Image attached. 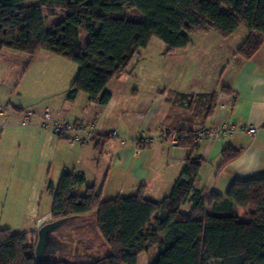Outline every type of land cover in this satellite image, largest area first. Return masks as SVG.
I'll return each mask as SVG.
<instances>
[{
    "label": "trees",
    "instance_id": "obj_1",
    "mask_svg": "<svg viewBox=\"0 0 264 264\" xmlns=\"http://www.w3.org/2000/svg\"><path fill=\"white\" fill-rule=\"evenodd\" d=\"M59 12L64 16L49 29V16ZM241 26L248 35L237 54L250 59L264 44V0H0V54L4 49L26 53L27 67L40 50L69 59L79 71L67 99L84 93L104 105L112 97L109 83L128 71L152 38L173 52L189 46L188 34L216 31L226 38ZM82 31L88 35L85 46ZM179 95L189 98L191 116L205 120L217 101L214 92ZM202 100L205 104L198 105ZM173 130L180 134V147H197L194 126ZM109 138L94 134L91 141L101 149ZM238 154L226 148L222 163ZM200 168L201 159L190 156L160 201L142 191L106 199L102 188L87 184L84 172L65 171L57 185H48L52 219L96 214L109 253L86 264H138L144 252L148 264H264V176L236 179L226 195L205 194L195 186ZM236 206L250 209L248 221L240 219ZM30 236L0 229V264H73L39 261Z\"/></svg>",
    "mask_w": 264,
    "mask_h": 264
},
{
    "label": "crops",
    "instance_id": "obj_2",
    "mask_svg": "<svg viewBox=\"0 0 264 264\" xmlns=\"http://www.w3.org/2000/svg\"><path fill=\"white\" fill-rule=\"evenodd\" d=\"M237 31L226 38L221 36L217 44H203L204 46H200L199 49L202 48L204 53H197L195 48H192L191 39L187 48L173 52H168L166 45V49L158 57L159 62L156 67H153L156 62L152 60L157 58L147 52L150 49L152 38L145 48L138 51L128 71L115 77L109 83L108 89L112 97L107 104L101 105L104 107L98 109L100 104L90 100L83 93V121L94 124V134L110 136L101 149L95 148V142L91 141V138L83 143V147L92 144L99 157L106 154L112 155L111 167L106 171L103 182L100 184L104 194L109 182L112 181L115 188L114 195L131 196L142 191L148 199L160 201L170 193L190 156L201 159V168L195 186L205 194L215 192L226 195L236 179L264 176V44L252 58L244 59L237 54V51L245 42L248 31L247 29L242 30L239 36L237 34L233 38ZM209 33L195 34H201L205 39L210 35ZM87 41L86 38L85 43ZM42 51L46 50H40L29 66L37 65L42 57L43 63L41 64H44L41 66L42 73L48 76L60 75L58 78H60L61 90H57L55 85L52 90H47V94L53 98L51 102L53 108H50L56 117V114L59 115L62 110L60 106L62 102L64 110L70 111L81 93L75 100L67 99V90L72 82L69 81V75L64 71V64L61 60L63 58L48 51L45 52L46 54H41ZM175 55L178 57L175 58ZM2 58L9 59L10 66H14L17 62L24 65V67L19 68V65L17 67L22 74L29 67H27L29 55L26 53L4 49L0 54V59ZM142 70L147 72L142 79H139ZM8 75L7 73L4 79L6 81L0 84V105H4L7 109L11 104L13 108L10 114L22 113L25 107L12 103L18 84V75H16L17 78ZM224 88L235 94L236 99L233 102L222 99L221 94L225 93ZM213 92L217 94V101L211 111L212 114L206 120L202 119V116L199 118L191 116L193 105L188 104L189 98L179 95ZM57 97H62L63 101L60 103V100H54ZM197 98V96L193 97L194 103L192 104L196 105ZM221 100L225 104L224 108L218 107ZM203 101L198 105L205 104ZM109 105H112L114 109L108 110L106 117H117L116 129L105 128L101 124V114H103L101 112H105V107ZM43 110L38 111L40 116ZM76 119L79 120V118ZM203 121V124L210 125L221 122L254 125L259 126V130L255 135L238 131L232 136L208 139L198 144L193 151L181 147L172 148L168 139L155 141L149 145L139 144L142 131L151 136H157L163 130H173L176 126L196 128ZM33 123L31 122V125ZM39 127L36 121L35 125L25 130L33 132L39 130ZM2 128L1 136L5 133L4 127ZM37 132L44 135L47 141L56 140L57 144L62 143L49 130ZM111 132H117L119 136L113 137L110 135ZM226 148L237 149L239 154L233 160L223 164V152ZM95 157L98 158V164H100L101 158L96 154ZM88 179L87 176V181ZM88 182L99 186L95 180ZM150 194L155 196L154 199L150 197ZM239 208V206L235 207L238 214ZM91 214L72 216L84 221L82 223L83 235L88 243L87 246L85 245L83 254L78 253L76 249L66 250L72 252L64 253L69 256L64 257V260L70 258L72 261V258L83 257L81 262H76V264H86L109 253L106 242L97 231L96 221L93 224L89 221ZM38 219L44 220L42 225L55 222L51 212ZM68 219L70 217L61 220L62 223L49 234L51 242L45 249L48 261L63 260L57 256L61 255L65 242H62L60 250L57 247L52 249V244L57 240L55 232L59 233L63 230ZM90 227L97 237L90 234ZM138 258V264L149 263V255L146 252L141 253Z\"/></svg>",
    "mask_w": 264,
    "mask_h": 264
},
{
    "label": "rangeland",
    "instance_id": "obj_3",
    "mask_svg": "<svg viewBox=\"0 0 264 264\" xmlns=\"http://www.w3.org/2000/svg\"><path fill=\"white\" fill-rule=\"evenodd\" d=\"M46 13L48 14L49 11L46 10ZM63 16L62 12L56 15L51 14L47 21L48 28L51 29ZM242 30H246V28L241 26L233 38L237 34L239 36ZM209 32L210 35L205 39L202 38L203 35L201 34H188L193 43L192 48H195L194 50L197 53H204L202 48L199 49L200 46L210 43L211 45L217 44L219 42L221 35L216 31ZM86 38L88 39V35L82 31L81 44L83 46L86 45ZM207 40L209 41L206 42ZM164 49H166V44L163 41L158 38L152 39L150 49L147 52L157 58L156 60H152L156 62L153 64V67L158 66V57L160 53H163ZM42 52L41 54H46L45 52L47 51ZM176 57L178 55H175ZM40 58L39 63L29 66L24 74L17 69L18 65L19 68L24 67V65L17 62L14 66H10L11 61L9 59H0V84L6 81L4 79L7 73L9 77H16L18 75V84L12 103L25 107L22 113L15 112V114H10L13 107L9 104V107L4 110V114L0 115V130L3 129L2 127L5 129L3 130L5 131L4 135L1 136L0 134V229L10 228L15 233H26L31 235L30 238L33 237L31 240L35 243H37V236H39L40 230V219L38 218L51 212L54 203L53 194L48 189L49 183L58 184L65 171L77 170L84 172L89 177L88 181L94 182L95 180L99 185L97 188L100 189V184L103 182L105 173L111 167L112 159L111 154L99 157V154L93 149L92 144L83 147L82 142H76L74 145H71L68 139L59 138L51 129H44L42 127L41 116L38 111L47 108V106L49 108L52 107L51 102L53 100L47 94V90H52L54 85L57 90H61L59 86L61 84L59 83L60 78H58L60 75L48 76L42 73L41 66L44 64H41L43 60L42 57ZM61 58H63L61 60L64 64V71L69 75V81L72 82L78 75L79 65L64 57ZM146 72L142 70L139 79H142ZM19 75L22 76L20 77ZM83 96V93L79 95L78 100L73 103V108L70 111L64 110L62 97L55 98L54 100L62 102V105H60L62 110L59 115L56 114V118L66 121H73L79 118V120L83 121ZM0 106L6 108L4 105ZM111 106L105 107V112H101L103 113L101 114V124L105 128L116 129L115 123L118 122L117 117H106L108 110L114 109ZM102 107L104 106L99 105L98 109ZM26 111L33 112L31 122L34 123L32 125H35L36 121H38L39 130H49L62 143L57 144L56 140L53 142L51 140L47 141L44 135L37 132L39 130L33 132L26 131L25 128L32 126L31 122L27 125L23 123V116ZM94 153L97 157L101 158L100 164H98V158L95 157ZM88 181L87 184H91ZM113 186V182L110 181L105 194L103 193L104 198L107 199L119 195H114L115 188ZM150 197L154 199L155 196L150 194ZM249 211V208L240 207L238 209L240 219L248 221L250 219ZM89 221H92V224L96 221L95 213L90 215ZM83 222L81 219L70 217L66 221L63 230L59 231V233L58 231L55 232L57 240L52 244V249L57 247L60 250L62 244L65 242L63 251L60 253L61 255L57 257L63 260L64 257H69L65 254L72 252L66 251L70 249H73V251L76 249L78 253L83 254L85 245L87 246L88 243L86 237L83 235ZM89 229H91L90 234L97 237L92 228L90 227ZM82 258H72V261L70 258H67L65 261L76 264V262H81Z\"/></svg>",
    "mask_w": 264,
    "mask_h": 264
},
{
    "label": "built area",
    "instance_id": "obj_4",
    "mask_svg": "<svg viewBox=\"0 0 264 264\" xmlns=\"http://www.w3.org/2000/svg\"><path fill=\"white\" fill-rule=\"evenodd\" d=\"M222 99L233 102L236 99L233 93H222ZM219 108H224L225 104L221 102L218 104ZM5 108L0 106V115L4 113ZM33 116L32 111H26L23 116V123L25 125L31 122ZM41 124L44 129H51L59 138H65L70 141L71 145L76 142L85 143L94 135L95 126L93 123L84 122L82 120H59L53 114L52 109L45 108L41 115ZM264 125V124H263ZM259 130V126L238 125L234 122H221L219 124H201L194 130V140L197 144L212 138H222L232 136L236 132H247L250 135H255ZM111 136H119L117 132H111ZM170 140L172 148H179L180 134L177 130H163L157 136H151L142 131L140 134L139 144L149 145L155 141ZM182 148V147H181Z\"/></svg>",
    "mask_w": 264,
    "mask_h": 264
},
{
    "label": "water",
    "instance_id": "obj_5",
    "mask_svg": "<svg viewBox=\"0 0 264 264\" xmlns=\"http://www.w3.org/2000/svg\"><path fill=\"white\" fill-rule=\"evenodd\" d=\"M43 222L44 220H40V223H39L40 230H39V236H38V241L36 244L35 251H36L37 259L39 261H48L45 255V249L51 242L49 234L53 229L57 228L62 223V221L57 220L55 222H50V223L42 225Z\"/></svg>",
    "mask_w": 264,
    "mask_h": 264
}]
</instances>
